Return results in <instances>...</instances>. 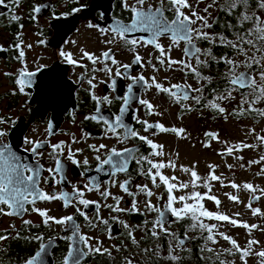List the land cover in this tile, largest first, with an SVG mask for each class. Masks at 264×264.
Masks as SVG:
<instances>
[{"label": "snow or ice", "instance_id": "6c2138e0", "mask_svg": "<svg viewBox=\"0 0 264 264\" xmlns=\"http://www.w3.org/2000/svg\"><path fill=\"white\" fill-rule=\"evenodd\" d=\"M21 2L22 0H0V8L8 10L11 20L18 21L20 17L15 14V10L21 6ZM73 2L78 6L59 15L53 12L52 18L59 20L62 17L80 13L88 7L86 4H81L80 0H73ZM203 2L204 0H196L194 7L190 0H158L155 4L149 3L148 0H134V2L118 0V3L112 4L110 12L101 10L97 22L89 21L86 27L108 37L104 40L106 45L126 46L127 50L133 54L131 63L118 61L111 48L103 51L99 56L81 48L79 59H75L71 52L58 50L60 58L58 63L69 65L73 69L84 70L76 80L72 81L69 78V83L77 84L79 87H83L84 82L88 84L86 91L91 101L94 102L95 108L94 113L84 115L83 119L100 125L105 139L114 138L119 144H126L129 140L140 142L135 149L128 147L117 149L115 146L109 148L103 143L87 145V148L94 153L93 159L96 161L94 171L112 177L113 179L108 181L110 186H116L117 181L114 178L119 173L128 172L129 164L133 161L137 165L136 174L151 182V188L147 184L136 185V192L131 190V179L119 183L121 192L132 197L129 207H121L123 196H114L110 188L105 187L101 190L103 182L98 183L95 177H88L87 182L82 186L71 185V193L66 189L58 193L41 190L39 187L41 173L45 169L39 165L38 158L43 155L42 149L46 147V142L25 137L21 145H14L7 138L11 135L10 130L15 127L19 118L0 116V216L22 217V214L28 211V205H31V211L41 218L40 224L37 225H34L31 220H23V226L29 232L28 235H22L21 230H17L15 224L10 225L13 230L12 234H8L7 230L0 234V264H5L6 260L8 264H47V257L50 256L49 249L54 246L57 238L49 237L45 243L43 235L31 232L33 227L40 225L46 228L60 226L70 231V234L59 237L69 242L68 250L62 258V264H82V259L88 256L112 258L113 249L116 252L121 251V248L116 245L105 247L99 238L81 233L74 216L67 215L57 218L49 215L47 209L36 208L37 201H62L65 208L75 207L76 213L83 217L90 226L95 227L97 222L105 225L109 240L115 239V236L112 228L109 227V221L100 216L101 207H107L112 213L117 214L146 216L148 213H156L153 220L145 219L138 225H129L121 220L119 215L111 217L112 221L124 228V235L137 249V252L124 256L122 264H185V254H192V249L188 247V244L194 239L201 241L197 246L200 264H236L237 257L240 264H248V258L252 256L256 257V264H264V246L257 251L256 246L260 245V241L252 238L254 231L264 232V227L259 224H249L220 212L221 200L213 194V186L214 183H219L222 188L230 187L236 192L241 189L247 191L250 198L245 207L254 217H264V212L260 208L253 207L255 202L264 197V188L248 182L237 184L235 181H229L225 183L223 174H216L219 166L215 164L207 165L209 171L203 177L198 173L195 163L191 167L179 165V170L189 177L187 181L180 180L175 175H165L164 169H171L175 172L178 166L171 154H168L167 160L163 159L166 155L164 145L150 137L160 134H172L177 139H189L190 137L183 127H167L159 121L153 123L147 119H141L139 109L132 108L133 103H136L143 107L146 116H163V112L156 110V105L141 98L137 92V87L142 90L154 88L157 94H163L173 105L179 106L178 119L192 112L193 106H196V110L206 108L222 116L225 121L229 116L237 119L251 118L256 122L264 120V107H258L264 103V0H222V2L211 0L202 10H198ZM117 6L121 13H128V22L115 13ZM51 7V5H34L31 19L35 20L43 8L51 9ZM210 9L216 13H222L226 18L223 25L225 31L214 33L207 31L220 20V16H214L213 11H209ZM3 15L4 13L0 12V16ZM109 19L111 22H108ZM20 27L22 29L23 25ZM21 37L22 32H19L15 43L7 48L0 45V53L10 49L15 51L14 59L21 65L16 73L5 72L3 75L13 78L14 87L10 95L31 97V90L37 86V77L48 70V65L37 64L34 71L28 70L25 45ZM161 38H167L170 41L167 48L160 42ZM199 41H206L212 47L202 49L197 44ZM39 43L44 44L45 41L41 40ZM181 43L184 45L183 56L181 59H173L172 50L180 48ZM26 47L30 49L32 45L28 44ZM140 47H151L155 53H158L154 56L155 63L152 58L145 62L144 57L137 51ZM213 47L224 48L228 51L217 55L213 52ZM84 60L92 66L90 69L92 75L86 81L85 77L88 75L89 67L88 64L82 62ZM98 64L103 67L97 68ZM134 65L141 68L150 67L154 73L159 72L161 68L180 71L185 77L193 78L198 86L193 87L187 82L169 83L165 86L158 81L155 75L148 78L142 73L133 75ZM213 65H223L225 71L218 73L217 76L205 75L203 70ZM97 72H103L107 79L95 82ZM117 79L127 80L129 83L119 90L122 92L121 95L113 97L111 94L118 92ZM216 81L223 82L217 83ZM98 84H105L110 89L109 94L97 95L95 89ZM61 87H67L64 77L54 76L51 83L53 94L55 95ZM237 95L239 103L229 112L224 105L236 101ZM114 99L120 102L118 112L105 116L102 112L103 107L111 106ZM24 106L29 111L31 110L27 101ZM130 111L131 119L148 135H142L140 130L125 122ZM45 131L49 135L55 134L52 120L48 122ZM89 135V133L82 132L80 138L72 134L70 142L47 143V146L51 148L49 156L54 160V167L46 169L48 176L43 177L45 182L51 181L53 187L68 182L65 161L77 169L83 168L84 171L80 175H86L89 170V159L87 157H84L82 161L78 159L83 149H73L72 145L81 143ZM249 136L254 137L255 143L249 144L246 140L231 143L221 140L219 132L208 131L204 133L205 139L201 143L206 149L211 148L213 142L223 145V150L217 151V155L225 160V166L231 171L234 165L226 162L229 157L241 162V168L264 164V152L259 154L258 159L248 160L246 165L242 163L244 157L238 153L247 149L257 151L264 148V134L258 133L252 127L245 130V137ZM143 146L148 149L146 154L140 153V147ZM21 152L33 157L35 163L29 162L24 155L20 154ZM137 153L140 154L137 155ZM178 156L179 153H176L175 157L178 158ZM256 175L264 176V167H261ZM161 187L166 193V200L163 195H157L153 191ZM199 188H204L205 191L201 192ZM93 191L98 192L103 201L106 202L111 198L115 203L102 205L100 201L86 199V193ZM178 192L182 194L177 195ZM139 194H143L146 198L143 211L136 199ZM224 195L234 203H243L238 195L232 193H224ZM153 196H156L158 201H164L163 207L153 204ZM206 201H211L217 211L213 212L206 208ZM90 206L95 208V220L90 218L85 211ZM239 215L240 213L234 214L236 217ZM184 221H189V223L182 225L184 228L182 236L171 230L173 224H181ZM210 221L216 223H209ZM225 224L245 229L249 239L243 246L235 238L220 230ZM137 231L143 233L140 240L136 238ZM190 232H198L199 236H190ZM8 240L36 242L38 247L34 253L16 261L4 246V241ZM141 240L150 243L142 246ZM165 240L167 241L166 249L161 243ZM220 240L227 242L229 247H217ZM137 256L140 258L139 261L136 259Z\"/></svg>", "mask_w": 264, "mask_h": 264}, {"label": "flooded vegetation", "instance_id": "af4514ba", "mask_svg": "<svg viewBox=\"0 0 264 264\" xmlns=\"http://www.w3.org/2000/svg\"><path fill=\"white\" fill-rule=\"evenodd\" d=\"M114 2L118 3V0H80L81 4L88 5L87 9L80 13L62 17L59 20L52 18L53 12L57 15L63 12H69L73 7L78 6L73 2V0H22L21 6L15 10V14L20 17L18 21L11 20L8 10L0 8V12L4 13L3 16H0V45L7 48L9 45L16 42L17 33L22 32L21 39L24 41L25 45L28 70L34 71L37 64L48 65V70L37 77V86L31 90V97H25L23 95L12 96L10 93L14 87L12 83L13 78L4 76L3 73H16L21 65L14 59L16 55L15 51L10 49L7 52L0 53V116H10L14 119L17 117L19 118L15 127L10 130L11 135L7 138L14 145H21L25 137L32 140L46 142V147L42 149L43 155L38 158L39 165L45 169V171L41 173L42 178L39 184L41 190L49 193H58L62 189H66L67 192L71 193V185L82 186L87 182L88 177H95L98 183L103 182L101 190L105 187L110 188V191L114 196H123L121 207H129L132 202V197H129L125 193L121 192L119 183L131 179V190L136 192V185L147 184L151 188V182L147 178L136 174L137 165L133 161L129 164L128 172L119 173L114 178L117 181L116 186H110L108 181L113 179L112 177H109L104 173H96L94 171L96 167V161L93 159L94 153L87 148V145H99L103 143L107 144L109 148L115 146L117 149H122L124 147L135 149L140 145V142L129 140L126 144H119L114 138L105 139L100 125L84 120V115L94 113L95 108L94 102L91 101L88 92L86 91L88 84L84 82L83 87H79L77 84L69 83V78L72 81L76 80L77 76H79L84 70L81 68L73 69L69 65L58 63L60 60L58 50L63 49L67 52H71L75 59H79L81 55L79 49L81 48L90 53H95L97 56H99L103 51H106L108 48H111L118 61L121 63H131L133 54L127 50L126 46L122 44L106 45L104 40L108 37H104L98 31L88 29L86 27V24L89 21L97 22L98 15L101 10L110 12L111 6ZM131 2H134V0H131ZM34 5H51L52 7L51 9L43 8L42 12L37 14L36 19L33 20L31 19V14L32 7ZM115 13L125 22H128V13H121L118 6L115 9ZM217 15L220 16V20L217 24H215V26H213V28L215 27L217 31L220 28L225 31L223 25L226 18L222 13H217ZM108 22H111V20L109 19ZM20 25H23L22 29ZM41 40L45 41V43H39ZM73 41L75 43H73ZM162 41L168 45L170 44V41L167 38H161V42ZM203 43H206V46H203ZM28 44L32 45L30 49L26 47ZM197 44L202 49L212 47L211 45L209 46L206 41H199ZM183 47L184 45L181 43L180 53L182 55ZM223 49L224 48L213 47V52L220 55L223 54ZM137 51L139 52V49H137ZM140 51L141 52L139 54L144 57L145 62L153 56V63H155L154 56L158 55V53H155L154 49L151 47H143ZM146 51L147 55L145 57L144 52ZM149 55H151V57H149ZM82 62L88 64L89 67L88 75L85 77L86 81L87 78L92 75L90 71L92 66L86 60ZM221 66L222 65H213L211 68L204 69V74L217 76L218 73L223 72V68ZM96 67L100 68L103 67V65L98 64ZM157 67L160 66L157 65ZM53 69H55V72H53ZM113 71H115V68H113ZM152 71L153 70L147 66L141 68L140 66L134 65L132 67L133 75L142 73L146 78L151 77L150 74ZM180 73L183 76V81L179 83L187 82L193 87L198 86L193 78L185 77L182 72ZM58 75H62L64 77L67 87H61L54 95L51 89V83L53 77ZM95 75L97 78L95 82L97 83L100 80L107 79V76L103 72H97ZM216 82L222 83L223 81ZM128 83L129 81L127 80L117 79L118 92L112 93L111 95L113 97L121 95L122 92L119 90L125 88ZM148 90H142L137 87V92L140 97L150 101V99L146 96ZM95 91L97 95L103 96L105 94H109L110 89H108L105 84H98ZM26 101L30 105V111L24 106ZM119 106L120 102L114 99L113 104L111 106H104L102 112L105 116H111L118 112ZM132 108L139 109L141 119H147L153 123L157 121L162 123L161 118H165V116H151V118L146 116L143 107L136 103H133ZM193 108L196 110V106H193ZM204 110L208 109L205 108ZM179 112L180 109L178 106L177 116ZM208 112H210L208 114V120L212 123H216L215 121L221 117L214 114L210 110H208ZM190 113L191 112L184 114L183 118L180 120H183ZM131 115L132 113L130 111L125 118V122L130 124L135 129L140 130L142 135H148V133L143 132L140 125L136 124L135 121L131 119ZM202 116H204V114H202ZM50 120L53 121V131L55 133L52 135H49L45 131ZM172 126L173 125L170 127ZM82 132L89 133V137L86 140H82L81 143L72 145V147L73 149H83L82 153L78 156V159L81 161L84 157L89 159V170L86 175H80V173L84 171L83 168L77 169L65 161L68 182L63 185H56L55 187H53L51 181L45 182L43 177L48 176L46 169L54 167V160L49 156L51 148L47 146V143L50 142L51 144H55L60 141L70 142L72 134H75L76 137L80 138L82 136ZM170 136L174 135L160 134L156 137L150 138L157 142L159 139L169 138ZM147 151L148 149L146 146L140 147V153L146 154ZM140 153H137V155ZM20 154L24 155L29 162L35 163V159L33 157L27 156L22 152ZM106 170H108V166H106ZM141 196L145 198L143 194H139L136 197L138 206L139 197ZM85 198L92 201H100L102 205L104 203H115L111 198H109L106 202L103 201L99 193L95 191L86 193ZM31 207V205H28V211L23 213L22 217L0 216V234H3L5 230H7L8 234H12L13 230L10 228V225L15 224L16 229L21 230L22 235H28L29 232L24 229L23 220H31L34 225L40 224L41 220L37 213L31 211ZM35 207L39 209H47L49 210V215L57 218L72 215L75 218V223L80 226L81 233L99 238L103 241L105 247L116 245L121 248L120 252H116L115 249H113L112 258H108L106 256H88L82 259V264H122V258L124 256H129L130 254L137 252L135 246L132 245L124 235V228L120 224L112 221L111 217L119 215L120 219L124 220L129 225H138L140 221L139 217L141 216L140 214H117L112 213L107 207H101L100 216L104 220L109 221V227L112 228L113 235L115 236V239L109 240L107 238L108 233L105 229V225L97 222L95 227L90 226L83 217H80L76 213L75 207L65 208L62 201H37ZM85 211L88 213L90 218L95 220V208L93 206H90ZM181 225L182 224H173L171 227L177 228V232H180ZM31 232L43 235L45 237V243L49 237L57 238L54 241V246L49 249L50 256L47 257V264H62V258L68 250L69 242L60 239L59 237L70 234V231L63 229L60 226L46 228L43 225H40L39 227H33ZM135 235L139 240V231H137ZM141 242L145 245L150 243L144 240ZM164 242L167 241L165 240ZM4 246L7 247L13 260L19 261L20 259L34 253L38 244L36 242L26 243L23 240H8L4 241ZM188 247L192 249V252H194V250L196 251V248L192 247L191 243L188 244ZM136 259L139 261V256H137ZM5 264H8L7 260L5 261Z\"/></svg>", "mask_w": 264, "mask_h": 264}, {"label": "rangeland", "instance_id": "374dc122", "mask_svg": "<svg viewBox=\"0 0 264 264\" xmlns=\"http://www.w3.org/2000/svg\"><path fill=\"white\" fill-rule=\"evenodd\" d=\"M148 2L155 4L158 2V0H148ZM190 2L193 4L194 7L196 6V0H190ZM210 2L211 0H204V2L199 5L198 10H202ZM209 11H213V10L210 9ZM213 15L216 16L217 13L213 11ZM207 31L210 32L211 29H208ZM222 31L223 29L221 28L218 29V32H222ZM161 43L166 48L169 46L163 41ZM203 46H206V43H203ZM142 48L143 47L139 48V53L141 52L140 49ZM144 55L146 57L147 51L144 52ZM171 55L173 59L174 58L181 59V56H183L180 53V48H173ZM149 57H151V55H149ZM151 58H153V56ZM224 71L225 70H223V72ZM150 75L151 76L155 75L158 81L165 84V86H168L169 83H179L183 81V76L179 71L165 70L163 68H161L159 72L154 73L152 71ZM146 96L150 99V101L154 105H156L157 111H161L164 113L163 116H165V118H161V120L165 126L170 127L171 125H173L176 127H183L186 129L187 134L190 137L189 139H177L175 136H170L169 138H165V139L163 138L157 141L158 143L164 145V151L166 155L165 157H163V159L167 160L168 154H171L173 156V159H175V163L178 166L175 172H173L171 169H167V168L164 169L165 175L168 176L175 175L179 177L180 180L187 181L189 180V177L179 170V165L191 167V165L195 163L197 165L198 173L203 177L206 176V174L209 171L207 165L215 164L219 166L216 169V174L217 175L223 174L225 183H228L229 181H235L237 184H243L245 182H248V183H252L253 185L259 186L260 188H264V176L256 175V173L260 171V168L264 167V164L253 165L251 168H247V167L241 168L240 167L241 162H237L229 157L227 158L226 162L228 164L234 165L233 170L230 171L225 166V160L217 155V151L223 150V145L213 142L212 147L206 149L203 147L201 143L205 139L204 133L208 131L219 132L221 140H227L231 143H236L241 140H246V142L249 144L255 143L254 137L251 136L247 138L245 137V130L254 127L258 133L264 134V120H261L259 122H254L251 118L237 119L232 116H229L227 121H225V119L221 116L215 121L216 123H212L208 120V114L210 112L204 109L193 110L183 120H180L177 118L178 106L177 105L174 106L166 96H164L163 94H157L154 88L149 89L148 92L146 93ZM238 103H239V96L237 95L236 101L226 103L224 106L230 112ZM258 107H264V103L258 105ZM202 114H204V116H202ZM261 152H264V148L258 149L257 151H253L252 149H247L244 152L238 154L243 155L244 161L242 163L246 165L248 160L258 159L259 154ZM176 153H179L178 158L175 157ZM198 190L201 192L205 191L204 188H199ZM153 191L156 192L157 195H163L166 200V194H164L163 187L159 189H155ZM189 191H191V189H189ZM224 193H232L234 195H238L240 200L243 201V203L237 204L228 200L227 197L224 195ZM176 194L181 195L182 193L178 192ZM213 194L218 196L219 199L221 200V206L219 208L220 212L227 214L230 217L236 218L238 220L246 221L249 224H259L262 227H264V217L252 216L251 212L245 207V204H247L250 198V194L247 191L241 189L239 192H236L230 187L222 188L219 183H214ZM257 194L259 195V193ZM144 201L145 198L143 196L139 197V207L141 211L144 210ZM152 202L153 204H157L158 206L163 207L164 201L163 200L158 201L156 199V196L152 197ZM205 207L213 212L217 211L216 206L211 201H206ZM253 207H258L261 209L262 212H264V197H262L259 201L255 202L253 204ZM235 213H240V215L236 217L234 216ZM155 217H156V213H148L146 216L141 215L139 217L140 219L139 224H141L142 221L145 219L151 221ZM209 223H216V222L210 221ZM182 225L180 227V232L179 231L177 232V228L175 227H171V230L175 231L178 235L179 233H181L180 235L182 236L183 235L182 233L184 231ZM220 230L226 232L228 235L235 238L241 244V246H243L246 243L247 239H249L245 229L243 228H234L230 225L225 224L221 227ZM142 235L143 233L139 231V240L141 239ZM189 235L193 236L191 234ZM252 238H255L260 241V245L256 246V250L259 251L260 247L264 246V232L254 231L252 233ZM141 245L147 246L142 242ZM217 247H229V245L227 244V242L220 240V243L219 245H217ZM196 251H198L197 247H196ZM229 259H231V257H229ZM236 264H240V260L238 257L236 258ZM248 264H256V257L254 256L249 257Z\"/></svg>", "mask_w": 264, "mask_h": 264}, {"label": "trees", "instance_id": "16d2710c", "mask_svg": "<svg viewBox=\"0 0 264 264\" xmlns=\"http://www.w3.org/2000/svg\"><path fill=\"white\" fill-rule=\"evenodd\" d=\"M214 26H215V24H214ZM210 32L214 33V32H218V31H217L216 28L214 27V28L211 29ZM226 51H228V50H224V49H223V53H225ZM221 67L223 68V70H225V68H224L223 65H222ZM213 70H214V68H213ZM254 122H256V121H254ZM186 223H189V221H184V222H182L181 224H186ZM180 234H181V233H179V235H180ZM182 234H183V233H182ZM189 234H191V235H193V236H199L198 232H190ZM161 243L164 245V248L166 249V248H167V242L161 241ZM200 243H201V241H200L199 239H194V240L191 242V246L194 247V248H196L197 245H199ZM193 245H194V246H193ZM198 256H199V253H198V251L195 252V250H194V252H192L191 255H187V254H186L185 264H188V263H191V264H200V262H199V260H198Z\"/></svg>", "mask_w": 264, "mask_h": 264}, {"label": "water", "instance_id": "95a60500", "mask_svg": "<svg viewBox=\"0 0 264 264\" xmlns=\"http://www.w3.org/2000/svg\"><path fill=\"white\" fill-rule=\"evenodd\" d=\"M190 244V243H189Z\"/></svg>", "mask_w": 264, "mask_h": 264}]
</instances>
